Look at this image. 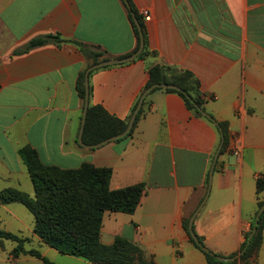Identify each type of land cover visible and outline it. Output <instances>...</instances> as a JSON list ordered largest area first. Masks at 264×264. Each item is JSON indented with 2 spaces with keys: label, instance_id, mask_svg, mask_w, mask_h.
Returning <instances> with one entry per match:
<instances>
[{
  "label": "crops",
  "instance_id": "0c3cea01",
  "mask_svg": "<svg viewBox=\"0 0 264 264\" xmlns=\"http://www.w3.org/2000/svg\"><path fill=\"white\" fill-rule=\"evenodd\" d=\"M130 2L145 25L149 54L92 72L90 106L129 122L149 69L169 66L194 75L204 111L219 126L189 110L178 94L159 89L146 98V115L130 137L99 148L81 145L84 99L78 83L91 65L76 42L100 47L108 60L135 53L138 41L125 4L0 0V192L14 189L34 197L20 154L31 146L48 166L112 168L111 190L146 185L133 215L105 213L103 244L122 237L156 264H209L184 227L203 204L194 222L197 236L220 257L240 255L258 211L257 181L264 179V0ZM45 35L71 42L20 54ZM221 125L228 144L210 184L224 136ZM20 206L0 202V230L35 233V219L28 225ZM49 254L46 249L42 255ZM23 256L30 255L17 259ZM254 264H264V234Z\"/></svg>",
  "mask_w": 264,
  "mask_h": 264
},
{
  "label": "trees",
  "instance_id": "16d2710c",
  "mask_svg": "<svg viewBox=\"0 0 264 264\" xmlns=\"http://www.w3.org/2000/svg\"><path fill=\"white\" fill-rule=\"evenodd\" d=\"M121 1L125 4L123 0ZM128 2L144 33L145 48L139 56V58H142L149 54L146 47L145 25L130 0ZM127 13L138 41L137 51L140 46L139 31L128 9ZM69 42L71 41L62 39L60 35H45L31 40L27 49L20 54H26L36 48L50 44L60 45ZM76 45L89 61V65L108 60L107 53L100 47L80 42H76ZM152 55L155 54L152 53ZM155 84H171L179 87L184 93L192 97L195 104L204 110L205 97L200 91L199 81L191 72L156 65L149 69V82L135 104L131 117L136 111L144 92ZM165 91L178 94L183 98L189 110L197 116H204L185 94L175 90ZM78 92L80 97L85 100V72L80 75ZM147 101L148 99L144 101L134 128L126 138L133 134L141 118L146 115ZM128 123L110 115L102 106H90L83 133V143L93 146L118 136L127 129ZM221 126L225 138L221 151L223 153L227 147L228 139L224 125ZM20 154L27 165L35 195L31 197L21 191L9 189L0 192V202L3 204L20 203L24 205L35 217V234L41 242L63 255L81 258L90 262V264H156L153 258L145 254L143 249L125 238H116L112 245H105L101 241V229L105 213L114 212L133 215L145 194V184L111 190L112 168H100L91 163H84L78 169L48 166L41 161L38 152L31 146L23 147ZM257 195L259 211L264 205L263 178H259L257 181ZM256 216L252 220L251 230L245 236L246 239L241 249L244 254L233 263L220 262L215 257L203 252L192 238L191 241L205 254L209 264H254V260L258 257L263 244L264 212L259 219L257 230L249 242L250 235L255 227ZM189 221V219H185L184 227L190 235ZM198 237L204 244L203 238ZM8 240L17 243L12 252L14 259L22 255H30L41 259L44 264H54L39 251L27 250L26 244L29 239L0 230V249L4 248V242Z\"/></svg>",
  "mask_w": 264,
  "mask_h": 264
},
{
  "label": "water",
  "instance_id": "95a60500",
  "mask_svg": "<svg viewBox=\"0 0 264 264\" xmlns=\"http://www.w3.org/2000/svg\"><path fill=\"white\" fill-rule=\"evenodd\" d=\"M123 1H124L125 5H126L127 9L131 12V14L133 16V20H134V22H135V24H136V26L138 28L139 35H140V46H139V49L135 53H133L132 55H130L128 57H125L123 59L105 60V61H102L100 63L91 65L85 71V91H86V95H85V100H84V114H83L82 128H81L80 138H79L80 144L84 145V146H86L88 148H99V147H102V146H104L106 144H109L111 142H116V141H119L121 139L126 138L128 136V134H130L132 132L133 128H134L135 122L137 120L138 113L142 109L145 99L153 91H155L157 89L175 90V91H178L180 93L185 94V96L195 105V107L197 108V110L200 113H202L205 117H207L209 120L213 121L217 126H219V124L216 123L214 121V119L209 114H207L201 107H199L197 104L194 103V100L192 99L191 96H189L188 94L184 93L179 87L171 85V84H155V85L151 86L150 88H148L144 92V94L142 95V98H141V100L139 102V105H138L136 111L134 112V114L132 115V117H131V119H130V121L128 123L127 129L122 134H120L118 136H115L113 138H110V139H108V140H106V141H104L102 143L97 144V145H93V146H88V145H85L83 143V133H84V128H85V124H86V120H87L88 110H89V107H90V103H89V99H90V84H89L90 74L92 72H94L96 70H99V69H102V68L130 63V62L136 60L142 54V52L144 51V48H145V38H144V33H143V30H142L141 24H140L139 20L137 19L136 15L133 13V11L131 9V5L129 4L128 0H123ZM224 141H225V138L222 135V141H221L220 147H219V149L217 151V154H216V157H215V160H214V166H213L211 174H210V184L212 182L214 168H215L217 159H218V157L220 155V152H221V150L223 148ZM202 206H203V204L193 214V216L191 217V219L189 221V233H190L191 238L193 239V241L198 245V247L203 252L215 257L220 262H222V263H231V262L236 261L237 259L240 258L241 255L244 254V252H241L240 255H237L235 257H230V258L216 256L209 249H207V247H205V245L200 241L199 237L195 233L194 222H195V219H196L198 213L200 212ZM263 212H264V205L259 209V211L257 213L255 227H254V229H253V231H252V233L250 235L249 242L251 241V239L253 238V236H254V234H255V232L257 230L259 219H260L261 215L263 214Z\"/></svg>",
  "mask_w": 264,
  "mask_h": 264
},
{
  "label": "rangeland",
  "instance_id": "374dc122",
  "mask_svg": "<svg viewBox=\"0 0 264 264\" xmlns=\"http://www.w3.org/2000/svg\"><path fill=\"white\" fill-rule=\"evenodd\" d=\"M32 194V193H30ZM22 209H24L27 219L25 222L28 225H32L34 223V215L29 212L24 206H20ZM23 231V230H22ZM24 234L18 235L20 237L29 239V242L26 244L27 250H36L39 251L41 254H43L46 249H50L51 253L57 255L55 262L56 264H86L83 260H75L74 258H71L70 256L60 255L58 251L50 248L49 246H45L43 242L40 241V239L36 236L34 230L30 232L28 229H24ZM17 243L11 240L4 242V248L0 249V264H44V262L41 259H38L34 256H23L20 259H14L12 257V252L16 248ZM48 247V248H47ZM53 254L48 255L49 260H54Z\"/></svg>",
  "mask_w": 264,
  "mask_h": 264
},
{
  "label": "built area",
  "instance_id": "2783aa9c",
  "mask_svg": "<svg viewBox=\"0 0 264 264\" xmlns=\"http://www.w3.org/2000/svg\"><path fill=\"white\" fill-rule=\"evenodd\" d=\"M142 16H143L145 19H149V18H150V13H149L148 11H144V12L142 13ZM234 154L237 155L238 152L235 151Z\"/></svg>",
  "mask_w": 264,
  "mask_h": 264
}]
</instances>
